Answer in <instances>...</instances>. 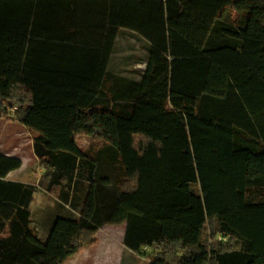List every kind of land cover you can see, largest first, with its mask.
Wrapping results in <instances>:
<instances>
[{
	"label": "trees",
	"instance_id": "16d2710c",
	"mask_svg": "<svg viewBox=\"0 0 264 264\" xmlns=\"http://www.w3.org/2000/svg\"><path fill=\"white\" fill-rule=\"evenodd\" d=\"M71 1L0 0V119L38 133L39 183L70 207L39 238L0 154V264H64L106 223L150 264H264V0H125L96 48ZM119 26L152 44L139 80L106 68Z\"/></svg>",
	"mask_w": 264,
	"mask_h": 264
},
{
	"label": "crops",
	"instance_id": "0c3cea01",
	"mask_svg": "<svg viewBox=\"0 0 264 264\" xmlns=\"http://www.w3.org/2000/svg\"><path fill=\"white\" fill-rule=\"evenodd\" d=\"M124 2L125 0H78V2H74L77 4H81L83 6L81 7L82 9L80 8L78 9V11H80L83 16L87 17L86 26H88V28L85 30L86 32H88L87 34L90 36V38H92L91 46L93 48H96L95 47L96 45H100L102 47L104 46L103 44L105 42V37H106L105 28L110 26L109 19L111 17V11H113L114 9L112 8V6L120 5V4L123 5ZM61 3H65V4L69 3L70 5L72 1L57 0V4H61ZM59 11L60 8H57V13ZM126 31L130 32L129 35L127 34V36L130 39H136L138 41L143 40L144 43L146 44V46H144L143 49L148 51V53L150 51V47L152 46L151 42L146 40L138 32L126 27L124 28L119 26L117 28V33L114 37L113 48L110 53L111 55L107 61L106 68L109 69V71H111L113 74H116L121 77H126V76L123 75L124 72H122L123 74L117 72V69L118 67H120L119 66L120 64L119 61L117 62L118 64H115L116 63L115 61L117 60L116 55L120 53L135 51L133 45L127 47L126 45H124V43L120 44L121 41L123 42V35L126 34ZM71 32L74 31H70V33ZM56 33L57 35H60L59 31H57ZM59 44L71 45L73 43L72 42L68 43V41L57 38V56H59L57 57V62L60 64V63H65V61L62 59L60 55L67 53L66 51H68V53L70 52L69 49L67 48L62 49ZM76 44L77 43H75V45ZM37 53H41V52H37ZM143 62L145 64V69H146L147 58ZM37 135L38 133L36 131L31 130L24 124L20 123L18 120L14 121V120H7L4 118L0 119V154L10 158H17L21 161L20 167L12 171H9V173L6 175V177L3 178V180L22 183L25 185L33 186L35 188L33 194L34 199L30 203L31 226L36 232L37 236L42 240H45L47 238V232L43 231L44 233H42V230H45L46 228H48L47 230H49L53 220L57 217V211L55 210L57 199L53 197L56 203L54 204L52 203L53 205L51 204L50 206H43L45 197L48 198L49 197L52 198V197L39 184L40 176L46 170L40 166L39 158L35 153L34 139ZM40 199L42 200L41 202L42 205L40 204ZM64 206H62V208L65 209L63 214H67L68 211L66 210L70 207L68 205H64Z\"/></svg>",
	"mask_w": 264,
	"mask_h": 264
},
{
	"label": "rangeland",
	"instance_id": "374dc122",
	"mask_svg": "<svg viewBox=\"0 0 264 264\" xmlns=\"http://www.w3.org/2000/svg\"><path fill=\"white\" fill-rule=\"evenodd\" d=\"M217 26L218 27L216 28L218 30L216 33L219 35L220 29L229 26V20H223L221 23H218ZM127 34L129 35L130 32L126 31V34L123 35V42L121 41L120 44L124 43L127 47L133 45L135 51L116 55L117 60L115 61V64H118V61L120 64L117 72H124V74H122L129 78L140 79L145 70V64L143 61L148 58L149 53L143 49L144 46H146L143 40L138 41L136 39H130ZM78 142L81 147H87L90 143V139L87 137H81ZM246 163L247 176L249 178L264 177V166L256 155H250ZM51 197L52 198L45 197L43 206H50L52 203H56L52 195ZM41 202L42 200L40 199V204ZM55 210L57 211V215H63L65 210L62 208L58 200ZM77 216L79 215L77 214ZM125 228L126 223L104 224L95 234L97 240L96 244L87 245L83 251L70 257L64 264H150L152 261L151 253L153 249L142 248L138 252L128 249L124 244ZM47 229L48 228L42 230V233H44L43 231H46L48 236L49 230Z\"/></svg>",
	"mask_w": 264,
	"mask_h": 264
}]
</instances>
